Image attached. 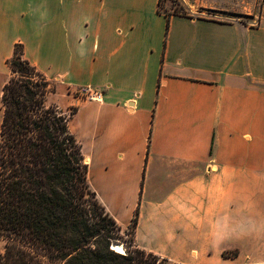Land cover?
I'll list each match as a JSON object with an SVG mask.
<instances>
[{"label": "crops", "instance_id": "crops-1", "mask_svg": "<svg viewBox=\"0 0 264 264\" xmlns=\"http://www.w3.org/2000/svg\"><path fill=\"white\" fill-rule=\"evenodd\" d=\"M251 19L169 15L160 0H0V131L21 43L49 102L76 109L99 201L123 231L138 212L141 248L264 264V9ZM86 87L103 99L75 93Z\"/></svg>", "mask_w": 264, "mask_h": 264}, {"label": "trees", "instance_id": "trees-1", "mask_svg": "<svg viewBox=\"0 0 264 264\" xmlns=\"http://www.w3.org/2000/svg\"><path fill=\"white\" fill-rule=\"evenodd\" d=\"M8 65L1 98L0 264H178L137 244L138 212L123 231L99 201L71 129L76 109L67 113L49 102L54 86L24 57L21 43ZM122 240L126 253L112 248Z\"/></svg>", "mask_w": 264, "mask_h": 264}, {"label": "rangeland", "instance_id": "rangeland-1", "mask_svg": "<svg viewBox=\"0 0 264 264\" xmlns=\"http://www.w3.org/2000/svg\"><path fill=\"white\" fill-rule=\"evenodd\" d=\"M160 9L167 14L218 17L226 20L235 18L252 22L251 17L263 11L264 0H162ZM256 20L255 22H257ZM123 236L124 241L131 238L130 234L125 232H123ZM123 240L114 244L123 245L126 251ZM4 248L5 242L0 240V251H3Z\"/></svg>", "mask_w": 264, "mask_h": 264}, {"label": "built area", "instance_id": "built-area-1", "mask_svg": "<svg viewBox=\"0 0 264 264\" xmlns=\"http://www.w3.org/2000/svg\"><path fill=\"white\" fill-rule=\"evenodd\" d=\"M75 93L77 94H86L90 99H94V100H102L103 99V95H104V91L103 90H93L89 87L86 88H82L80 90H77Z\"/></svg>", "mask_w": 264, "mask_h": 264}, {"label": "bare ground", "instance_id": "bare-ground-1", "mask_svg": "<svg viewBox=\"0 0 264 264\" xmlns=\"http://www.w3.org/2000/svg\"><path fill=\"white\" fill-rule=\"evenodd\" d=\"M114 248H115L117 251L121 252V253H125V252H126L124 246L121 245V244H114Z\"/></svg>", "mask_w": 264, "mask_h": 264}, {"label": "water", "instance_id": "water-1", "mask_svg": "<svg viewBox=\"0 0 264 264\" xmlns=\"http://www.w3.org/2000/svg\"><path fill=\"white\" fill-rule=\"evenodd\" d=\"M112 248L115 249V248H114V244H113ZM115 250H116V249H115Z\"/></svg>", "mask_w": 264, "mask_h": 264}]
</instances>
